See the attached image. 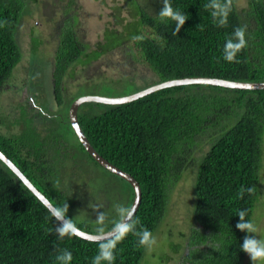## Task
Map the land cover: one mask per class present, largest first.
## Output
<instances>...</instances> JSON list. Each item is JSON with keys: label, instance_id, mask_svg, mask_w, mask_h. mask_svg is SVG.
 Segmentation results:
<instances>
[{"label": "trees", "instance_id": "trees-1", "mask_svg": "<svg viewBox=\"0 0 264 264\" xmlns=\"http://www.w3.org/2000/svg\"><path fill=\"white\" fill-rule=\"evenodd\" d=\"M124 2L131 21L121 31L106 29L104 42L91 51L78 39L73 17L62 23L52 73L58 111L48 116L52 126H46V133L30 128L18 136L0 133V151L67 220L93 234L110 230L120 217L116 214L102 224L95 219H78L73 214L78 199L61 188L59 175L63 174V153L68 148H73L75 157L85 155L91 165L101 167L86 153L70 126L68 110L76 97L69 100L63 97L62 81L68 70L133 41L142 61L157 78L156 83L188 77L264 82L262 0H250L245 15L254 19L252 28H247L235 0L224 27L217 26L218 21L214 22L211 16L212 9L205 7L211 0H170L172 8L188 18L175 35V22L158 16L163 0ZM25 5V0H0V25H3L0 26V91L22 59L15 34ZM237 27L246 28L247 45L237 53L235 62H229L224 59V46ZM145 30L150 33L146 34ZM134 36L142 39L134 40ZM77 116L97 153L139 183L141 201L131 221H138L135 231L147 228L152 234L168 210L169 190L189 163L196 161L193 149L201 147L206 135L209 147L197 161L192 227L178 264H244L241 245L247 234L236 228L237 214L247 210L245 220L251 222L258 198L264 154V90L177 86L127 104L85 103L79 107ZM62 131L72 134L77 145L62 136ZM105 172L118 180L122 189L127 188L124 207L129 209L133 200L130 185ZM241 188H254V192L245 191L240 198ZM59 225L0 161V264H58L56 255L64 249L72 253L71 264H92L100 244L116 236L101 242L86 241L74 234L60 239L55 234ZM145 248L129 232L116 244L112 264H140Z\"/></svg>", "mask_w": 264, "mask_h": 264}, {"label": "rangeland", "instance_id": "rangeland-1", "mask_svg": "<svg viewBox=\"0 0 264 264\" xmlns=\"http://www.w3.org/2000/svg\"><path fill=\"white\" fill-rule=\"evenodd\" d=\"M235 2L247 28L254 27V19L245 15L250 9V0ZM25 4L15 34L22 59L0 91V133L7 137L21 135L29 128L44 135L46 126H52L48 116L58 111L53 93V61L65 20L73 17L78 39L88 47V51L104 42L106 29L121 31L131 21L124 0H25ZM145 33L150 32L145 30ZM156 80L142 61L134 42L129 41L86 65L75 64L63 78V97L69 100L81 96H128L156 84ZM58 132L61 134L60 130ZM62 136L77 145L68 131H62ZM202 141L201 147L193 149L196 161L189 163L190 166L181 172L180 179L169 190L168 210L153 233L156 244L150 249L145 248L140 264H178L182 259L186 249L185 238L193 222L197 161L209 147L206 135ZM63 157L65 167L63 174L59 175L60 184L63 191L78 199L74 216L85 221L95 219L100 224L115 216L116 206H124L127 201V188L123 187V190L118 180L104 169L91 165L85 155L75 157L73 148H68ZM99 214H103L102 220L98 219ZM251 222L256 227L252 235L264 240V154L261 156L258 198ZM244 264H253L247 253ZM256 264H264V261Z\"/></svg>", "mask_w": 264, "mask_h": 264}, {"label": "clouds", "instance_id": "clouds-1", "mask_svg": "<svg viewBox=\"0 0 264 264\" xmlns=\"http://www.w3.org/2000/svg\"><path fill=\"white\" fill-rule=\"evenodd\" d=\"M232 3L233 0H223V2H221V0H211L210 5H205L206 8L210 7L212 9L211 16L213 17L214 22L218 21L217 26L224 27L227 25L228 16L232 10ZM158 16L161 20L167 18L175 22V29L173 32L174 35L179 33L180 29L188 19L186 15L172 8L170 0H163V6L159 11ZM245 32V27H237L232 34V38L227 39L224 46L225 60L235 62L237 53L246 47L247 41L245 39ZM133 39L141 40L142 37L134 36ZM245 191L252 194L254 192V188H241L238 193L240 198H243ZM116 210L121 220V223H119L116 227L117 235L108 242L100 244L98 254L93 258L92 264H101L102 261L112 264L116 258L114 255L116 244L129 232H133V234L138 237V244L140 246L150 249L156 244V238L147 228L135 231V225L138 221H131L133 213L128 208L117 205ZM246 215L247 210H240L238 212L237 216L239 217V222L236 224V228L247 234L243 239L241 250L249 255L253 264H256L257 261H264V240H259L252 235L256 232V227L252 222L245 220ZM56 217L60 222H62L55 228V234L58 238L63 239L66 235H71L75 231L74 229L70 231L66 221L62 218L59 211L56 213ZM98 219L102 220L103 214H99ZM72 258V253L66 249L60 250L56 255V261L58 264H71Z\"/></svg>", "mask_w": 264, "mask_h": 264}, {"label": "water", "instance_id": "water-1", "mask_svg": "<svg viewBox=\"0 0 264 264\" xmlns=\"http://www.w3.org/2000/svg\"><path fill=\"white\" fill-rule=\"evenodd\" d=\"M187 85H209L214 87H221L226 89H236V90H264V82H235L220 78H209V77H188V78H179V79H172L166 80L163 82H159L153 84L149 87L141 89L133 94L128 96L122 97H100V96H81L76 98L70 105L68 110V120L70 126L77 137L80 144L83 146L86 153L102 168L110 172L111 174L115 175L118 178H121L126 183H128L133 191V200L129 207V210L133 213L132 217L136 213L139 208L140 201H141V188L139 183L136 179L131 176L130 174L122 171L105 158H103L97 151L92 147L90 142L88 141L87 137L83 133L79 121H78V109L82 104L85 103H97L103 105H121L133 102L138 100L142 97L150 95L154 92L171 88L177 86H187ZM0 161L21 181V183L47 208V210L57 219L56 213L59 211L55 208V206L45 197V195L40 192L26 177L25 175L19 170V168L0 151ZM60 212V211H59ZM62 218L66 221L70 231L75 230L72 234L76 235L77 237L90 241V242H101L108 239H111L115 235H117L116 227L121 220L110 230L99 233L93 234L88 233L85 231L80 230L75 225H73L69 220L66 219L64 215ZM58 220V219H57ZM58 222L61 224L58 220Z\"/></svg>", "mask_w": 264, "mask_h": 264}]
</instances>
